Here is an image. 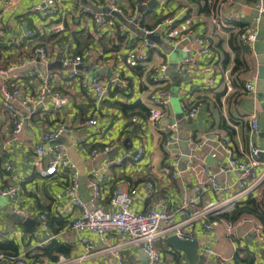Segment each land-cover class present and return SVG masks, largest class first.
<instances>
[{
    "label": "crops",
    "instance_id": "0c3cea01",
    "mask_svg": "<svg viewBox=\"0 0 264 264\" xmlns=\"http://www.w3.org/2000/svg\"><path fill=\"white\" fill-rule=\"evenodd\" d=\"M41 1L11 0V7L2 14L0 67L6 68L14 64L15 68L10 70V75L17 77L15 82H21L26 92L31 94L36 88V81L29 77L28 72L43 68L33 58L32 50L38 40H48L49 43L46 44L51 52L47 68L53 72L54 89L63 94L62 105L56 108L48 101L44 108L28 110L17 105L23 116L27 117H23L21 132L13 141L10 138L14 126L13 117L0 107V168L6 161L13 166L16 177L14 182L18 183L21 190L19 206L33 215L45 213L51 221L56 218L58 222L53 227L58 230L52 231L49 225V232L42 231L38 220L33 218L36 224L31 226L32 232H26L22 222L16 219L18 215L12 211V204L0 196V230L14 227H23L24 230L20 237L1 240H12L17 246V253L31 256L35 254L39 242L46 240V244L50 239H56L71 246L69 256L74 257L80 253V236L85 235L92 243L94 254L79 264H133L135 261L142 264L144 256L139 245L123 243V239L116 233L100 239L95 233H77L70 227L69 222L74 218L77 209L67 205L64 195L67 175L59 173L53 177H39L37 171L41 169L42 161L33 152V144L42 133L59 125L64 127L56 143L63 146L65 154L76 166L79 173V191L84 199L89 197L88 178L92 169L99 168L107 158L116 159L124 151L133 152L138 145L143 144L145 155L141 161L124 162L108 169L101 184L102 197L99 205L110 208L108 199L115 189L139 185L138 194L131 205L133 210L144 211L155 201L164 199L167 208L174 211L180 195L185 191L188 197L192 196L194 185L206 179L203 167L209 165L215 170L226 157L221 149H216L211 143L195 146V140H199L209 131H217L228 141L232 153L241 156L248 149V115L255 111L259 120V132L253 140L258 146H264V98L255 100L244 89L246 82L254 81L257 85L259 79L260 57L264 51V11L258 13L257 6L259 4L264 8V0H157L151 6H148L150 0L145 6L141 4L145 0H118L132 17L137 18L141 14L143 26H151L161 21L164 15L181 12L182 17L173 25L174 33L186 35L187 39L171 45L160 32L153 34L150 41L155 46L149 47L146 59L139 62L135 61L132 50L134 43L140 38L142 25L139 27L125 18L126 22L118 19L126 25L123 32L116 33L114 25L100 33L90 16L78 10V4L96 8L95 0H61L56 5V16L51 17V20L61 22L64 30L59 33H45L43 36H26L28 29H33L35 24H43L38 13H25L31 5ZM231 13H237L240 19L225 23L224 17ZM258 17V37L254 49L250 50L242 44L241 33L252 26ZM197 34H206L211 38L215 51L212 60L216 82L214 87H206L202 82L206 72L200 71L209 62L207 55L198 56V71L185 76L178 75L176 71V65L184 57L193 55L196 48L194 37ZM233 46L238 47L237 51H234ZM87 47H93L94 51L90 59L82 65L81 76L93 77L99 74L115 78L107 97L95 107L92 97L86 96L80 87L81 76L67 78L66 69L60 64L62 56L79 54ZM159 65L167 66L170 77L167 83L168 102L162 106L159 119L152 122L146 113L149 93L146 81L143 80V66L152 68ZM234 65L239 69L231 73ZM233 79L240 81L235 83ZM12 81L14 82L13 79ZM236 87L239 89L238 93ZM232 88H235L234 92ZM192 101H200L201 107L194 118H189L185 116L182 104L189 106ZM120 104L128 106L126 113L120 108ZM92 116L97 119L96 125L86 122ZM173 118L178 122L177 142L172 150L167 151L161 147L160 138L163 127ZM107 143H116V146L105 155H90L91 149L102 148ZM184 148H188L190 157L180 158L178 166L181 173L172 177L171 173L165 171L172 160L171 151L181 153ZM214 152L216 155L213 157ZM0 172L1 176L2 171ZM235 178L234 173L218 176L221 182H230ZM0 180H5V176ZM146 180L153 182L151 190L143 186L142 182ZM262 188L264 189V181L253 197L261 199L264 205V190L259 193ZM225 194L205 193L201 196L199 205L210 200H219ZM58 207L64 210V213L58 214L60 216L56 213ZM174 215L176 223H180V229L196 235L199 254L203 255L204 247H210L225 257L234 256V244L241 239L245 246L254 249V254L251 255L264 262V247L253 240L252 228L259 224L254 216L245 215L232 223L233 235L228 236L222 223L211 232H205L201 228L200 219L187 224L183 222L184 216L180 212L176 211ZM63 221V226H60ZM167 236L164 233L156 241V247L162 256L161 264H187L185 255L167 244ZM176 254L177 260L174 257ZM203 257L204 260H210L205 255Z\"/></svg>",
    "mask_w": 264,
    "mask_h": 264
},
{
    "label": "built area",
    "instance_id": "2783aa9c",
    "mask_svg": "<svg viewBox=\"0 0 264 264\" xmlns=\"http://www.w3.org/2000/svg\"><path fill=\"white\" fill-rule=\"evenodd\" d=\"M96 8L92 9L89 6L78 4L80 13L89 15L94 26L101 33L102 30L109 26H114L116 33L125 30V24L120 22L113 12L118 13L121 17L127 19L131 23L141 24V14L137 18L132 17L121 6L118 0H95ZM149 0L142 1V5H146ZM61 0H42L41 2L31 5L26 11L38 13L42 18V25L35 24L33 29H28L29 34L43 36L50 32L59 33L64 30L61 22H52L51 17L56 16V5ZM157 3V0H156ZM11 7V0H0V18L2 14ZM258 13H262L264 8L258 4ZM60 15H57L59 17ZM181 12L173 15H164L161 21L156 22L151 26H141L140 38L134 43L135 61H143L146 59L149 47H154L153 41L147 38V35L161 33V36L171 45H177L180 41L187 39L186 35L175 34L173 27L175 21L180 18ZM132 17V18H131ZM182 17V16H181ZM225 23L233 22L240 19L237 13L226 15ZM259 32V17L252 26L246 28L241 39L242 44L253 50ZM45 38V37H44ZM196 48L193 55L184 57L177 65L176 71L178 75L185 76L198 71L197 62L198 56L207 55L208 64L203 66L201 73L206 72L203 77V83L206 87H214L215 69L212 65V60L215 56V51L211 44L210 36L206 34H197L194 37ZM94 51L93 47H87L79 54H66L60 58V64L63 69H66V76L69 79H74L81 76L80 66L90 59ZM33 58L37 59L42 65L41 69H33L28 72L29 77L36 81V88L30 94L26 88L16 81L17 77L10 75V70L15 68V65L9 67H0V107L8 112L14 120V126L10 133L11 141L15 140L23 127L22 110L17 105L24 109L44 108L45 104L50 101L56 108H60L63 94L54 89L53 72L47 68L49 64V54L51 52L48 44L38 40L32 50ZM264 56V51H263ZM101 64V61H98ZM144 63V62H143ZM144 77L149 93L148 119L156 122L161 116L162 106L168 102L167 83L170 79L166 65H159L148 68L143 66ZM14 80V82L12 81ZM256 80V78H254ZM115 81V78L102 75L93 77L81 76L80 87L83 93L92 97L93 107L99 105L108 94V90ZM227 81V80H226ZM228 82H230L228 80ZM231 89V88H230ZM252 97L256 100L258 91L254 81L245 83V88ZM201 107L200 101H192L191 105L182 104V109L187 117L194 118ZM87 124L96 125L97 119L92 116L87 119ZM178 122L175 118L171 119L168 124L163 127V134L160 138V145L167 151L172 150V147L177 142ZM64 127L59 125L54 129L41 134L38 141L33 144V152L42 161V167L37 171L39 177L48 178L65 173L67 175V183L64 187V195L67 200V205L72 209H77L75 216L70 220V227L77 233L91 232L95 233L100 239H104L110 233H116L123 239V243L139 245L144 256L148 259L147 264H161L162 256L156 247V241L162 234H175L186 240L193 241L196 235L189 232H184L179 228L180 223H176L175 212L178 211L184 216L183 222L189 224L191 221L200 219L201 228L205 232H211L217 225L223 224L225 233L228 236L233 235L234 225L225 219L217 216L224 212L231 211L237 202L245 198L253 197L258 192L261 184L264 181V146H258L253 138L259 132V120L257 113L252 111L248 115V149L241 156L234 155L228 145V141L217 131H209L201 136L199 140H195V146H202L206 143H211L216 149H221L225 153V160L217 165V168L211 169L209 165L203 167L206 172V179L194 185L192 196L188 197L184 191L180 197L177 207L174 211L167 208L166 201L163 199L155 201L144 211H135L131 208L134 198L138 194L139 185L130 186L127 189L117 188L108 199L110 208H105L99 205V199L102 197L101 184L108 174V169L113 165H121L124 162H139L145 155V147L143 144L137 146L133 152L124 151L123 154L116 159L107 158L99 168H94L90 171L88 184L90 188L89 197L84 199L79 191V173L76 166L69 160L65 154L63 146L56 143ZM83 140V139H82ZM116 143H107L102 148H93L90 151L91 156L105 155ZM172 160L168 163L165 171L171 173L172 177H176L181 173L178 161L182 157V153L172 152ZM261 154L263 157H261ZM216 153H212L214 157ZM190 153L188 154V158ZM263 158V159H262ZM2 175L0 179V196L4 197L12 204V211L21 216L30 219H37L41 225L42 231L49 232L48 217L45 213L30 214L26 209L19 206L20 186L14 182L15 174L13 166L10 162H4L0 168ZM234 173L236 178L230 182H221L218 179L220 174ZM1 174V172H0ZM146 189L151 190L154 186L153 182L146 180L142 182ZM205 193L223 194L225 197L219 200H210L203 205H199L200 198ZM57 214L64 213L62 208H56ZM262 227L256 224L252 228L254 242L264 247V233ZM24 230L23 227L8 228L0 230L1 238L20 237ZM234 244L235 252L246 251L254 254V249L250 246H245L243 241L239 239ZM235 241V240H233ZM46 240L39 242V246L43 245ZM81 243L80 253L77 256L59 255L54 262L48 261L46 258H27L26 253L6 254L0 252V264H79L89 256L93 255V246L87 236H80ZM203 255L210 260L201 261L199 264H231L233 256L225 257L216 252L210 247H204ZM133 264H140L135 261ZM255 264H264L255 258Z\"/></svg>",
    "mask_w": 264,
    "mask_h": 264
},
{
    "label": "trees",
    "instance_id": "16d2710c",
    "mask_svg": "<svg viewBox=\"0 0 264 264\" xmlns=\"http://www.w3.org/2000/svg\"><path fill=\"white\" fill-rule=\"evenodd\" d=\"M256 1V0H251ZM207 7V6H205ZM143 25V23L141 22ZM244 31L241 33L245 32ZM237 46H233L234 51H237ZM235 60H237V56L235 55ZM239 67L237 65H234V67L231 69V73L237 71ZM234 82L239 83L237 79H233ZM239 85V84H238ZM120 108L126 113L128 110V106L124 104H120ZM146 113L148 114V109H146ZM146 115V114H145ZM251 215L254 216L255 219L258 221L259 225L262 227V231L264 233V205L261 201V199H258L257 197H248L243 201L237 202L234 206V208L229 212H224L219 214L217 217L225 219L229 222H236L238 219H240L243 216ZM57 216H60L57 214ZM57 223L56 218H54L52 221L51 219H48V223L50 225V228H52V231H57L58 228L53 227L54 223ZM63 222H61L60 226H63ZM70 247L67 243H63L61 241H58L56 239H50L46 244H43L41 246H38L36 248L35 254L29 256V254H26L27 258H38V257H44L50 262H54L57 260L59 255H65L69 256L70 253ZM0 252H4L6 254H17V246L12 240H1L0 237ZM178 253L177 251H175ZM175 259H178L177 254L174 255ZM231 264H255V258L253 255L246 251H238L233 256V261Z\"/></svg>",
    "mask_w": 264,
    "mask_h": 264
},
{
    "label": "water",
    "instance_id": "95a60500",
    "mask_svg": "<svg viewBox=\"0 0 264 264\" xmlns=\"http://www.w3.org/2000/svg\"><path fill=\"white\" fill-rule=\"evenodd\" d=\"M156 0H150L148 3V6L155 5ZM113 15L119 19L120 21H125L123 17H121L118 13L113 12ZM153 34L147 35V38L150 40V37ZM80 69H82V65L80 66ZM99 75V74H98ZM108 77V76H107ZM258 82L256 85L257 91H258V100H261L264 98V56L261 55L260 57V66L258 70ZM182 159L188 158V148L182 149ZM19 220L22 222V224L25 227L26 232H32L30 229L32 225L36 224V221L34 219H30L28 217H23L20 215ZM167 244L173 248L174 250L180 251L185 255L187 264H196L198 262L204 261L203 255L199 254V245L196 240L190 241L183 239L181 237H178L175 234L168 235L166 237ZM144 256V254H142ZM147 258L144 256L142 259V264H147Z\"/></svg>",
    "mask_w": 264,
    "mask_h": 264
},
{
    "label": "rangeland",
    "instance_id": "374dc122",
    "mask_svg": "<svg viewBox=\"0 0 264 264\" xmlns=\"http://www.w3.org/2000/svg\"><path fill=\"white\" fill-rule=\"evenodd\" d=\"M93 31H95V29H93ZM45 42H46V43H47V42L49 43V41H48V40H46ZM235 78H236V77H235ZM237 81H240V80H239V79H237ZM232 89H233V91H232V92H234V89H235V88H232ZM235 90H236V93H238L239 89H238L237 87H236V89H235ZM226 99H227V97H226ZM263 190H264V189L262 188V190H260V192H259V193H261ZM16 214L18 215V216H16V219L18 220V219L20 218V217H19V216H20V214H18V213H16Z\"/></svg>",
    "mask_w": 264,
    "mask_h": 264
}]
</instances>
